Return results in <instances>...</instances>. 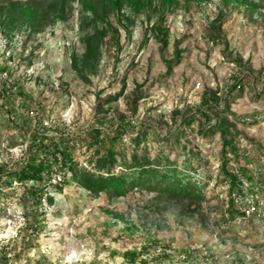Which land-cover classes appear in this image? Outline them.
Returning <instances> with one entry per match:
<instances>
[{
    "label": "rangeland",
    "instance_id": "rangeland-1",
    "mask_svg": "<svg viewBox=\"0 0 264 264\" xmlns=\"http://www.w3.org/2000/svg\"><path fill=\"white\" fill-rule=\"evenodd\" d=\"M11 1L43 3V10L53 2ZM177 3L162 23L158 12H151L148 20L145 13L125 8L128 18L122 16V24L110 12L109 21L119 35L104 37L94 70L82 69L86 48L77 2H68L62 20L42 16L28 31L19 25L10 33L0 24V75L16 83L11 95L0 88V174L24 161L37 130L71 138L77 162V179L61 193L45 183L54 203L46 201L39 214L29 200L32 183L5 187V177L0 180V264H130L125 253L143 247L149 248L144 258L150 264H264V217L223 225L227 186L217 184L222 142L218 133L200 131L215 123L223 108L221 103L218 109H208L204 98L216 94L222 101L229 99L239 117L241 143L252 154H263L264 163V0H233L236 9L230 5L220 31L214 21L221 0ZM12 11L16 17L17 9ZM162 29L169 30L164 49ZM177 49L182 52L180 64L169 71ZM73 56L81 73L73 66ZM237 81L239 89L231 93ZM194 113L200 115L198 120L185 127L182 118ZM253 113L257 116L242 121ZM121 124L125 134L116 150L129 156L134 150L130 140L143 133L139 153L162 165L169 159L188 169L203 187L206 200L201 206L189 207V202L145 190L110 198L78 185L83 169L96 171L108 148L107 143L89 147L90 131L100 129L105 136ZM258 198L264 201V191ZM38 221L41 228L36 227Z\"/></svg>",
    "mask_w": 264,
    "mask_h": 264
},
{
    "label": "trees",
    "instance_id": "trees-1",
    "mask_svg": "<svg viewBox=\"0 0 264 264\" xmlns=\"http://www.w3.org/2000/svg\"><path fill=\"white\" fill-rule=\"evenodd\" d=\"M69 1L72 3L77 2L82 6L80 30L84 33L82 42L86 48L81 60L82 69L89 67L91 70L96 69L99 63L104 37L109 33H113L115 36L119 35L117 27L109 21L110 12L117 15V21L120 24L123 21L122 16L128 18L123 15L125 8H129L131 12L136 14L145 13L148 20L152 18L151 12L155 14L158 12L159 22L162 23L168 14L167 11L171 10V7L178 6L177 0H53L43 10V3H18L14 5L11 0H0V18L3 17L4 12L6 13L5 18L0 20V24L7 27L12 33L19 25L26 26V31L29 28H36V24L39 19L42 20V16L52 15L53 20L58 22L62 20ZM221 1L222 8L214 21V25L217 26L219 31L225 16L232 10L230 5H232L233 0ZM104 4L107 5L103 6ZM7 5H10V7L7 8ZM167 5L166 11H164L163 8ZM232 6L233 9H236L235 5ZM108 7H110L109 11ZM16 9L17 16L13 17L12 10ZM124 28L127 27L124 26ZM159 32L164 33L160 39L161 46L164 49L168 45L169 30L162 29ZM181 53L180 50H176V59L169 63V71L180 64ZM73 66L79 73L82 72L79 70L76 56H73ZM238 83L239 81L232 86L231 93L239 89ZM211 101L213 102L210 104ZM204 102L207 104L208 109H218L223 103V108L218 109L215 123L209 126L205 125L206 127L200 129L202 133L206 130L211 134L218 133L222 142L221 178L217 184L218 186H227L228 200L225 213L228 219H226V216L222 217L223 225H226L228 220L233 222L246 218L245 213L238 209V202L241 201L244 204L245 197H251L260 210L252 216L264 217V201L255 198L264 191V163L261 162L263 154H252L251 150L241 143L240 136L243 133L237 127L239 117L231 111V100L224 99L222 101L220 97L213 94L209 98L205 97ZM206 113L207 111L200 114V121ZM200 115L194 113L184 117L182 118V124L185 127H192L198 120L197 116ZM229 116L233 118L232 121L228 119ZM255 116H257V113L246 115L242 117V121ZM124 128L125 125L121 124L112 131V134L105 136L100 129L90 131L89 147H101L107 143L108 148L104 157L99 158L96 162V171L83 169L81 179L77 181L78 185L93 195L105 193L110 198H121L125 197L130 191L145 190L166 197L171 201L189 202V207L192 204L201 206L206 200L203 187L193 179L190 172L187 171L188 169H181L177 163L169 159H167L166 164L162 165L160 160H151L147 153H139L144 142L143 133H138L136 137L130 140L134 150L129 156L124 150H116L117 144L122 142V137L125 134ZM29 140L28 156L14 170L1 173L0 180L5 177L4 185H2L5 187H12L14 182L23 186L32 182V186L28 189L29 200L33 212L39 214L41 207L44 205V200L50 205L54 203V199L49 195L45 183H49L55 173H61L62 182L56 185L51 184L50 187L58 193L63 191L65 185L69 184L71 179H77V162L73 154L75 146L72 145V139L64 134L48 136L41 134L39 130L34 131ZM189 153L197 155L192 148H189ZM251 166H255V168L251 169ZM117 168H121L122 171L120 173L116 172ZM192 171L196 172L195 169H192ZM246 183H250L251 186L246 187ZM3 189V187L0 188V194ZM37 224L36 227L41 228L42 222L38 221ZM148 250V247H143L138 252L127 251L125 257L130 264H150L144 258ZM164 256L171 258V255L164 254Z\"/></svg>",
    "mask_w": 264,
    "mask_h": 264
},
{
    "label": "built area",
    "instance_id": "built-area-1",
    "mask_svg": "<svg viewBox=\"0 0 264 264\" xmlns=\"http://www.w3.org/2000/svg\"><path fill=\"white\" fill-rule=\"evenodd\" d=\"M16 83H13L11 81L10 76L6 75L5 73L0 75V88L3 89L2 93L5 95H11L16 91ZM42 131H44L42 129ZM62 182V175L61 173H55L50 180L49 184L56 185L58 183ZM32 183V182H31ZM257 200H259L258 196L255 197ZM238 202V201H237ZM46 203V200H44V204ZM238 209H240L243 213H245V217L248 218L252 216L254 213L259 212V208L255 205L254 200L251 197H245L244 204L241 203V201L238 202Z\"/></svg>",
    "mask_w": 264,
    "mask_h": 264
}]
</instances>
